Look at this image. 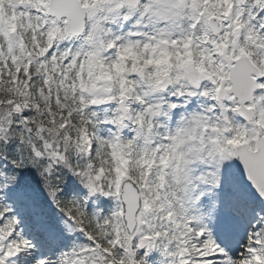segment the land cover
I'll list each match as a JSON object with an SVG mask.
<instances>
[{
    "label": "snow or ice",
    "instance_id": "6c2138e0",
    "mask_svg": "<svg viewBox=\"0 0 264 264\" xmlns=\"http://www.w3.org/2000/svg\"><path fill=\"white\" fill-rule=\"evenodd\" d=\"M0 264H264V0H0Z\"/></svg>",
    "mask_w": 264,
    "mask_h": 264
}]
</instances>
